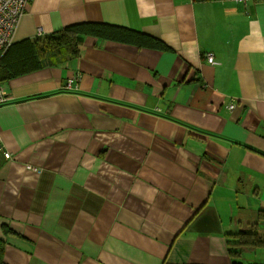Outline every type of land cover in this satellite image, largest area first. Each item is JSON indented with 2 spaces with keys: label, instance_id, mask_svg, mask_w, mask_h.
Wrapping results in <instances>:
<instances>
[{
  "label": "crops",
  "instance_id": "crops-1",
  "mask_svg": "<svg viewBox=\"0 0 264 264\" xmlns=\"http://www.w3.org/2000/svg\"><path fill=\"white\" fill-rule=\"evenodd\" d=\"M81 23L169 50L87 37L3 84L4 264H264L227 236H264V0H31L13 43Z\"/></svg>",
  "mask_w": 264,
  "mask_h": 264
},
{
  "label": "trees",
  "instance_id": "trees-1",
  "mask_svg": "<svg viewBox=\"0 0 264 264\" xmlns=\"http://www.w3.org/2000/svg\"><path fill=\"white\" fill-rule=\"evenodd\" d=\"M194 2H213L225 0H193ZM94 37L105 41L130 44L139 48H150L168 51L167 46L158 39L141 32L106 23H81L68 26L51 35L13 43L0 58V84L39 71L45 66V61L55 60L65 62L78 58L84 40ZM7 234L10 233L8 230ZM235 242L231 243L230 255L234 260L241 258L248 249H264V236L259 233L258 224H253L246 230L227 235ZM6 244L0 240V264H4Z\"/></svg>",
  "mask_w": 264,
  "mask_h": 264
},
{
  "label": "built area",
  "instance_id": "built-area-1",
  "mask_svg": "<svg viewBox=\"0 0 264 264\" xmlns=\"http://www.w3.org/2000/svg\"><path fill=\"white\" fill-rule=\"evenodd\" d=\"M31 0H0V57L3 56L13 44V35L17 24L26 12L27 6ZM241 4L248 5L254 0H235ZM207 61L210 65H216L217 62L214 59L212 53L207 54ZM73 81H69L67 88L71 89ZM10 97L5 91L3 85L0 84V105L9 102ZM235 105H230L229 109H234ZM1 135H0V152L1 147ZM7 159L11 158L10 153H5Z\"/></svg>",
  "mask_w": 264,
  "mask_h": 264
}]
</instances>
